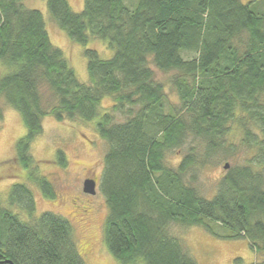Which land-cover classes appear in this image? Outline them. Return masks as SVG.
<instances>
[{"label": "trees", "instance_id": "16d2710c", "mask_svg": "<svg viewBox=\"0 0 264 264\" xmlns=\"http://www.w3.org/2000/svg\"><path fill=\"white\" fill-rule=\"evenodd\" d=\"M46 8L72 42L99 39L113 54L101 59L85 48L88 81L81 83L52 45L42 13L23 0H0V62L9 69L0 77V100L25 127L15 157L28 181L54 198L50 182L30 170V145L44 117H98L94 130L106 144L103 238L115 260L197 264L169 231L179 225L245 239L259 257L250 264H264V0H84L80 12L67 0H46ZM151 64L172 72L177 103ZM173 154L180 155L175 165ZM56 157L64 167L62 152ZM224 158L234 161L208 198L198 175ZM6 200L29 220L0 204V264H85L71 224L50 211L35 216L26 184H13Z\"/></svg>", "mask_w": 264, "mask_h": 264}, {"label": "rangeland", "instance_id": "374dc122", "mask_svg": "<svg viewBox=\"0 0 264 264\" xmlns=\"http://www.w3.org/2000/svg\"><path fill=\"white\" fill-rule=\"evenodd\" d=\"M251 0H241L248 3ZM74 12H80L84 0H67ZM28 8H34L42 13L47 33L52 45L59 48L77 80L87 83L85 48L95 50L101 59H109L113 49L99 39H89L86 46L72 42L50 17L46 0H23ZM185 58H192L193 53H184ZM155 79L163 83L165 93L170 102L177 103V97L168 83L171 73H163L151 64ZM8 68L0 62V77L8 72ZM47 93V92H46ZM45 93V94H46ZM110 99H103L101 105L108 107ZM2 118L0 119V204L17 214L20 220L27 222L28 216L16 206L7 204L9 188L16 183L26 184L30 189L34 204L35 216L44 211H50L64 217L72 226L73 238L78 252L85 264H120L107 251L103 238L104 222L107 215L105 199L99 190V181L103 169L105 142L94 130L98 117L92 121H56L51 116L42 120V132L31 143L29 153L33 163L30 170L38 176H44L52 185L54 198L47 199L40 189L27 179L29 170L23 169L16 161L15 143L26 130L17 111L0 100ZM102 112V110L100 111ZM234 140L238 132L234 130ZM62 152L65 166L57 163V152ZM184 151L180 152V155ZM180 155H171L169 160L176 164ZM233 159L224 158L217 165L205 167L198 175L197 188L200 193L210 198L215 184L224 174V165H231ZM95 180V194L82 191L84 179ZM171 235L175 236L184 251L197 264H234L235 258L243 263H254L259 257L251 250L245 239L226 240L206 233L200 227H181L171 225ZM222 232L227 233L224 229ZM135 264H143L138 261Z\"/></svg>", "mask_w": 264, "mask_h": 264}, {"label": "water", "instance_id": "95a60500", "mask_svg": "<svg viewBox=\"0 0 264 264\" xmlns=\"http://www.w3.org/2000/svg\"><path fill=\"white\" fill-rule=\"evenodd\" d=\"M229 165L226 163L224 169H227ZM82 191L84 193L94 195L95 194V181L93 179H86L83 182Z\"/></svg>", "mask_w": 264, "mask_h": 264}, {"label": "flooded vegetation", "instance_id": "af4514ba", "mask_svg": "<svg viewBox=\"0 0 264 264\" xmlns=\"http://www.w3.org/2000/svg\"><path fill=\"white\" fill-rule=\"evenodd\" d=\"M86 179H92V178H90V177H86L84 180H86ZM94 180V179H93ZM95 181V180H94Z\"/></svg>", "mask_w": 264, "mask_h": 264}]
</instances>
